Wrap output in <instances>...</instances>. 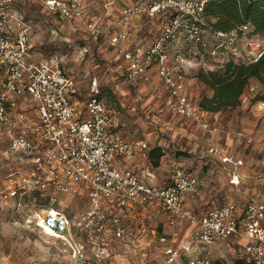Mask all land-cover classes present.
Here are the masks:
<instances>
[{
  "label": "built area",
  "instance_id": "1",
  "mask_svg": "<svg viewBox=\"0 0 264 264\" xmlns=\"http://www.w3.org/2000/svg\"><path fill=\"white\" fill-rule=\"evenodd\" d=\"M40 1L62 20L83 23L88 35L107 38L127 63L129 78L135 83L150 82V72L156 69L169 93L164 97L151 87L159 111L181 116L210 136L218 127L187 95L186 74L193 69L218 70L231 58L256 61L264 54L262 35L252 33L248 26L208 38L203 22L206 0L138 1L123 9L114 34H100L96 23L85 21V0ZM167 14L169 19L150 47L129 49L132 18ZM0 69L5 73L0 88V134H5L9 152L25 158L30 166L19 170L0 192L1 202L18 208L26 201L37 203L25 222L63 241L72 264H113L112 248L121 233L115 232L110 221L118 222L125 211L152 205L161 207L172 225L177 220L193 226L181 247L170 243L168 236L160 238L165 264H177L193 245L204 248L234 238L246 240L241 251L249 264H264V199L251 198L240 215L237 204L226 203L198 216L187 202L199 191L200 179L184 165L175 166L171 184L163 186L148 183L122 165V159L136 158L149 150V144L129 140L120 132L97 78L85 108L78 107L74 100L77 83L63 71L59 54L38 57L33 52L31 26L17 0H0ZM26 96L35 113L19 110L18 99ZM211 150L230 164L231 183L239 185L243 159L225 154L216 144ZM81 191L89 199V210L71 217L58 207L60 196ZM34 194L46 200L47 207H40L37 197L27 200ZM184 264L218 263L210 255H201L188 256Z\"/></svg>",
  "mask_w": 264,
  "mask_h": 264
},
{
  "label": "rangeland",
  "instance_id": "2",
  "mask_svg": "<svg viewBox=\"0 0 264 264\" xmlns=\"http://www.w3.org/2000/svg\"><path fill=\"white\" fill-rule=\"evenodd\" d=\"M19 1L21 12L31 26L33 52L38 57L59 54L62 58L63 71L74 77L77 83L78 93L74 100L78 107L85 108L92 93V82L97 78L102 98L112 110L120 132L129 140H145L151 144V149L159 147L160 144L163 146L164 155L159 161V166H154L149 152L147 157L137 160L138 170L149 171L153 177L155 176L152 183L163 186L171 183L173 169L182 164L192 168L202 181L207 182L206 177L212 162L204 146L207 142L210 143V140L197 131L190 122L172 114L157 113V102L151 98L150 89L145 84L135 83L129 78L127 63L111 48L107 38L102 35L98 37L88 35L83 23H78V27L74 23L58 20L37 1L23 0L22 4ZM138 1L154 0H85V21L96 23L100 34L105 32L114 34L119 30L118 21L123 9ZM168 19L167 14L158 18L132 20L129 25L133 43L131 47L137 46L145 51L155 42ZM206 34L210 38L209 33ZM259 39L264 43V36ZM241 60L246 58L243 57ZM199 70H189L186 74V93L190 99L198 103L204 95L212 94L194 77ZM4 74L0 69V88ZM250 86L254 87L255 91H251L249 87L247 95L256 103L254 98L258 92L257 84L253 82ZM159 89L163 91L162 93L167 92L164 86ZM18 100L19 110H30L35 113L34 105L27 96ZM235 114L233 110L224 113L222 117L224 121L221 124L224 125L225 121L226 124L232 123V132L239 136L241 125L235 124ZM259 118L261 119L258 127L264 128V114ZM4 135L0 134V192L8 186L19 170H27L30 167L25 158L9 152ZM240 136L245 138L246 135ZM220 138L215 144L219 147L220 144L227 145L226 137L223 138L221 135ZM235 140L233 145L242 149L244 141L241 143L237 138ZM258 141L263 146L261 150H264V134ZM263 157L264 151L259 159ZM213 172L215 173V170ZM208 189L212 191L210 185L206 183L203 194L207 199L211 197ZM227 197L214 198L215 201H219L216 206L225 203ZM60 202L58 207L71 217L78 216L90 207L89 199L83 191L79 194L60 196ZM35 209L37 203L34 201L18 208L11 203H2L0 199V264H72L69 250L63 241L44 234L33 223L25 222L27 218L32 217ZM171 220L159 206L125 211L118 217V222L112 219L110 224L115 227V232L119 229L121 233V237L115 239L112 248V263L165 264L160 238L163 236L172 238L173 231L179 232L177 244L181 245L190 231L188 226L177 220L175 224L177 229L172 230L169 227L174 226L169 224ZM228 253L226 248L222 249V258H227L232 264L233 260Z\"/></svg>",
  "mask_w": 264,
  "mask_h": 264
},
{
  "label": "crops",
  "instance_id": "3",
  "mask_svg": "<svg viewBox=\"0 0 264 264\" xmlns=\"http://www.w3.org/2000/svg\"><path fill=\"white\" fill-rule=\"evenodd\" d=\"M33 1H37V3L39 2L40 5L43 6L44 9H46L48 12H51L46 8V6L40 0H33ZM22 2L23 0L19 1V3L21 4ZM19 8L22 11L21 6H19ZM51 13L54 14L58 20L61 19L57 13H53V12ZM136 19H140V18H132L129 22L130 25H131L132 20H136ZM75 25L78 26V24H75ZM132 44L133 43L131 41V34H130V38L128 41V47L131 49L139 48L137 46L132 48L131 47ZM170 53L171 55L173 54L172 49L170 50ZM150 76H151L150 82L142 83V84H145L146 86H148L149 89H151V87L154 86L158 89L159 93H161L162 96L164 97L168 96L169 94L168 90L166 86L164 85V83L157 76L156 69L151 70ZM161 86L165 87V90L167 91L166 93H162L163 91H160L159 87ZM247 94L245 96V99L242 101V104L238 108L233 110V112L236 113L234 117L236 121L235 124L239 123L241 125L240 134H245L246 135L245 138H242L240 134H238L239 136H237V133L234 134L235 132H232V128H233L232 123L229 122L226 124V121H225L224 125L221 124L224 121L222 119L224 114L222 113H218L216 115H210L211 122L215 126L218 127V131L213 136H210L205 131L195 126L191 121L181 116H177L167 111L160 112L159 102L154 97H151L154 99V101L157 102V107H156V109H158L156 110L157 113L172 114L174 116H177L181 120L190 122L193 126L197 128V131L201 132L202 135L206 136L208 140H210V143L207 142L206 145L204 146V148L206 149L207 155L211 158V162H212V165L210 166L211 169H209L208 176L206 177L207 182H205L204 180L202 181L200 177L198 176V174L192 170V168L185 166L188 170L196 174L200 179L199 191L194 196H192V198H190L189 201L187 202L188 208L191 209L198 216L204 215L208 211L218 208L226 203L237 204V206L239 207V215H240L242 213L243 207L251 198H254L257 200L264 199V157L259 159L260 157L263 156L264 150H261V147L263 146L261 142L258 141V139L260 140L261 136L264 134V128L262 126L260 128L258 127V122L261 119L259 117H261L264 114V102L256 101V103H254L253 101L249 99ZM247 109H250V111L248 112ZM221 135L223 138L226 137V143H227V145L225 146L220 144V148L223 150V152L228 155H234L238 158L243 159L244 161V166L241 168V172H240V184L239 185H234L231 183L230 164L224 163L219 155L212 153L211 149L213 148V145L217 143L216 141L221 139L220 138ZM235 138H237L238 141H241V143L242 141H244L243 142L244 146L242 149H239L237 146L233 145L234 143L233 141H236ZM159 146L163 147L161 146V144ZM150 150H151V144H149V150H147L146 152H143L140 155H137L136 158L132 160H125V159L121 160L122 165L129 167L135 170L136 172H138L140 175H142L143 178H145V180L148 183H152V180H155V176L153 177V175L149 171L142 172L140 169L138 170L137 169L138 165L136 164V162L137 160L143 157H147ZM146 170H149V169H146ZM214 170H215V173L213 172ZM173 172H174V169H173ZM173 176L171 178V182L173 180ZM206 183L209 184L210 188L212 189V191L208 189V193L210 192L209 195L211 196L208 199L203 194V188L205 187ZM214 190L217 191L219 194H217V192H215ZM215 194L217 196H215ZM219 196H228L227 197L228 199L222 205L216 206V204L219 201L217 200L215 201L214 198L218 199ZM155 206L156 205H152L149 209L156 208L157 206L156 207ZM169 224L172 225L171 223ZM186 226H188L190 229L189 233H187V236H186L187 239H185L181 245H178L177 244L178 237H180L179 232L173 231L174 232L172 234L173 237L172 238L169 237L170 243H172L174 246L181 247L183 246V244H185L189 240L192 234L193 226L191 225H186ZM169 227L172 230L177 229L176 225H174L173 227L172 226H169ZM245 243H246V240L244 239L240 240V239L234 238L228 243L227 242L216 243L212 246H206L204 248L201 246L193 245L190 252H187V253L184 252L182 258L177 262V264H184L187 261L188 256L194 257V256H201V255L202 256L210 255L214 259V261L218 264L220 263L230 264L228 259L222 258V255H221L222 249H225V248L229 252L228 255H230V257L233 260L232 264H237L238 262L240 264L241 263L249 264L247 260L242 257L243 254H242L241 249Z\"/></svg>",
  "mask_w": 264,
  "mask_h": 264
},
{
  "label": "trees",
  "instance_id": "4",
  "mask_svg": "<svg viewBox=\"0 0 264 264\" xmlns=\"http://www.w3.org/2000/svg\"><path fill=\"white\" fill-rule=\"evenodd\" d=\"M203 22L209 34L230 33L248 26L252 33L264 36V1L206 0ZM194 77L212 92L211 95H204L198 103L210 115L224 114L238 108L253 82L258 87L254 101L264 102V54L256 61L231 58L222 68L200 69ZM162 150L160 146L150 150V158L156 167L164 155ZM36 195L39 194L27 200L37 197L40 207H47L46 200Z\"/></svg>",
  "mask_w": 264,
  "mask_h": 264
}]
</instances>
